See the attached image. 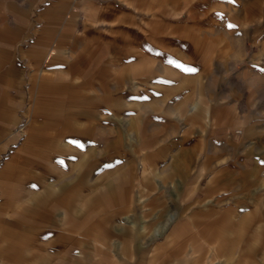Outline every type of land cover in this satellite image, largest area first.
<instances>
[{
	"label": "crops",
	"instance_id": "obj_1",
	"mask_svg": "<svg viewBox=\"0 0 264 264\" xmlns=\"http://www.w3.org/2000/svg\"><path fill=\"white\" fill-rule=\"evenodd\" d=\"M256 94L264 0H0V264L236 261L231 204L160 199L264 171V119L238 105ZM237 126L263 151L231 163Z\"/></svg>",
	"mask_w": 264,
	"mask_h": 264
},
{
	"label": "rangeland",
	"instance_id": "obj_2",
	"mask_svg": "<svg viewBox=\"0 0 264 264\" xmlns=\"http://www.w3.org/2000/svg\"><path fill=\"white\" fill-rule=\"evenodd\" d=\"M248 57L241 58L239 61L233 63L234 69H238L246 63ZM232 64V62H231ZM260 95L256 94L255 99L257 101H253L250 105V109L247 107V103L243 100L239 101L238 105L241 108V116L244 113L251 114L253 117L257 119H264V110H260V106H264V95L259 97ZM191 103H189L190 105ZM264 109V108H263ZM240 128V129H239ZM238 129V130H237ZM243 126H237L236 132L234 134V142L236 143V147H232L231 149V163L234 162H242L239 159L243 158L244 155L250 154L252 159L255 156L260 155L263 151L261 148V144L259 142L258 137L246 136L243 132ZM224 156L221 157V161H225L229 156L227 151ZM264 171H260L259 175L257 174H249L248 176V185L249 187L244 188L245 181L242 179H235L227 175V173H223L218 177L219 186L218 190L213 192V196L202 197L206 185V178L197 179L192 176L193 173L189 174L188 181L186 182V197L179 198V194L181 193L184 183L180 184V181H173V184H176L175 188H172L173 196L169 198H161L160 200L165 201L167 205V209L174 211L179 205L180 201L186 202L190 210L194 205L208 204V205H216V206H227L231 204V241L226 244L231 246V253L234 256L231 263L225 264H264V182L261 181L264 176ZM176 193V195H175ZM138 198H133V202L136 205V210L142 209V206H147L145 201H139ZM162 202V201H159ZM141 204H143L141 206ZM157 206H160L159 204ZM157 211V209H156ZM156 212L153 215H150V218L154 216L155 224L152 225L150 230L144 234L140 231L141 236L149 237V234H154L149 237L151 241L163 238L165 233L167 232V228L164 230L159 227L155 231L152 232L153 228L156 227L157 224H160L167 217V214H158L156 216ZM224 214L221 213V216ZM180 214L173 216L170 219L168 226L173 224L178 218ZM187 218L190 221H194L197 227L202 226V215L196 217L192 214H187ZM127 218V217H125ZM212 215H209L207 219H211ZM127 222V221H125ZM222 226V225H221ZM191 228H188L185 234L187 235ZM163 230V231H162ZM116 232V231H114ZM95 234V233H93ZM94 236V235H93ZM115 237V235H114ZM199 238L194 241H190L189 237H186V241H184L187 245V248L193 244L192 246H196ZM200 241V240H199ZM191 242V243H190ZM184 246V247H186ZM175 246L172 247L174 249ZM141 249H144L145 253H148V249H150L149 245L141 246ZM92 254H96L99 252L97 247L91 248ZM111 254L116 255L117 253H113L112 251H108ZM239 260V261H237ZM210 262V261H209ZM206 264H210V263Z\"/></svg>",
	"mask_w": 264,
	"mask_h": 264
},
{
	"label": "snow or ice",
	"instance_id": "obj_3",
	"mask_svg": "<svg viewBox=\"0 0 264 264\" xmlns=\"http://www.w3.org/2000/svg\"><path fill=\"white\" fill-rule=\"evenodd\" d=\"M229 27H233V25H228ZM176 66L177 67H181V68H183L185 71H188V72H195L196 71V69H194V68H189V67H184L183 65H180V64H176Z\"/></svg>",
	"mask_w": 264,
	"mask_h": 264
}]
</instances>
